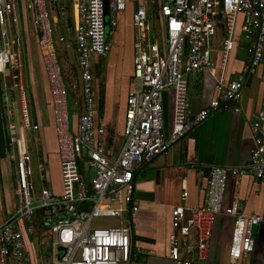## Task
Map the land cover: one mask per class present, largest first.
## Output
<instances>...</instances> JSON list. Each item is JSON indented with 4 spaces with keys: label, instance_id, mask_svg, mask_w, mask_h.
<instances>
[{
    "label": "built area",
    "instance_id": "obj_1",
    "mask_svg": "<svg viewBox=\"0 0 264 264\" xmlns=\"http://www.w3.org/2000/svg\"><path fill=\"white\" fill-rule=\"evenodd\" d=\"M129 4L134 5L133 77L126 99L124 144L113 156L104 151L98 138L104 129L95 124L92 84V57H105L111 48L104 0H0V70L11 72L22 99L20 122L9 128L8 160L16 209L8 220L0 222V264L128 263L130 228L125 218L132 203L134 172L168 151L211 114L228 110L239 113L245 80L259 67H263V74L259 109L252 121V161L233 173L264 183V0H108L109 28L115 26L110 15L125 12ZM70 13L81 93V110L73 114L54 39V24H66ZM240 17L244 38L250 41L249 58L241 73L226 82L225 69ZM24 18L35 29L52 98L60 193L53 190L41 138L32 134L38 127L32 123L25 103V41L20 26ZM219 31L223 37L216 94L205 109L190 115L188 79L204 70L213 71L214 40ZM167 90L173 95L168 137L163 133ZM26 132H32L28 140ZM228 176V169L211 167L204 204L172 209L168 238L171 261L208 264L205 255L212 225L224 214L233 220L228 264H245V257L254 248L253 228L264 222V214L246 217L236 206L224 209ZM186 197L184 192L182 200ZM109 220L119 224H105ZM94 222L101 224L93 227Z\"/></svg>",
    "mask_w": 264,
    "mask_h": 264
},
{
    "label": "crops",
    "instance_id": "obj_2",
    "mask_svg": "<svg viewBox=\"0 0 264 264\" xmlns=\"http://www.w3.org/2000/svg\"><path fill=\"white\" fill-rule=\"evenodd\" d=\"M130 13L122 12L115 16V26L109 28L114 40L108 38L111 48L105 57H92V84L96 107V127L103 126L104 134L99 141L104 151L117 156L124 144V120L129 83L133 77L134 29L132 12L134 5L129 4ZM119 18V22L118 19ZM242 18L237 22L240 33L234 38V47L228 57L225 69L226 82L233 81L241 73L249 58L247 47L250 41L244 38L241 30ZM25 41L24 64L26 85L25 103L30 118L38 129V135L49 164L52 178L51 158L58 162L56 155V134L54 129L52 98L47 76L37 46L35 29L24 18L20 24ZM73 16L70 13L66 24L55 23V47L62 71L63 81L68 92L70 114L80 111V72L75 50ZM129 28V29H128ZM129 30V35L126 33ZM242 35V37H241ZM223 34L218 32L214 40L212 54L213 71L204 70L188 79L187 96L190 115L205 109L215 96L216 79L221 66V41ZM235 37V36H234ZM63 38V41H60ZM1 50V44H0ZM263 67L246 78L241 91L240 112L232 110L211 114L204 122L191 131L165 153L145 163L134 172L132 206L135 210L126 214L125 223L135 236V249L126 264H177L168 256V238L172 233L171 212L174 207L184 205L198 208L204 204L208 172L211 167L228 169L229 176L224 196V209L236 206L246 217L264 214V183L252 176H236L233 171L250 165L255 147L252 121L259 109L261 76ZM173 95L167 90L163 97V133L168 137L172 128ZM71 99V100H70ZM22 99L12 81L10 71L0 70V222L6 221L16 209L12 195L13 174L8 160L9 128L19 124ZM70 104L72 107H70ZM73 130L76 121L71 117ZM30 132L24 136L28 140ZM8 171V175L3 173ZM55 174V173H54ZM7 178V181H5ZM52 184V183H51ZM53 187V186H52ZM6 188V189H4ZM54 190V188H53ZM61 191V183H60ZM55 192V193H60ZM187 197L182 200V194ZM109 225L119 224L115 220ZM233 220L221 214L216 217L211 229V237L206 250V263L228 264ZM254 248L245 257V264H264V222L253 228ZM139 250L140 252H137ZM31 256L35 251L30 247ZM196 261L195 256H191ZM196 264V262H193Z\"/></svg>",
    "mask_w": 264,
    "mask_h": 264
},
{
    "label": "rangeland",
    "instance_id": "obj_3",
    "mask_svg": "<svg viewBox=\"0 0 264 264\" xmlns=\"http://www.w3.org/2000/svg\"><path fill=\"white\" fill-rule=\"evenodd\" d=\"M154 7V6H153ZM126 12L127 13H130V9H129V7L127 8V10H126ZM118 20V22H119V18L117 19ZM108 29H107V35H108V38H110V40H114V36H112L111 34H110V30H109V27H107ZM129 29V28H128ZM128 29H126V33L129 35V30ZM238 34H241L240 33V29H239V27H237L236 28V32H235V38H237V35ZM241 37H242V35H241ZM107 56V55H106ZM60 64H61V62H60ZM61 66H62V64H61ZM13 81V80H12ZM24 89H25V92H26V90H27V88H26V85H24ZM71 100V99H70ZM70 107H72V105L70 104ZM52 160H51V165H52V169H53V174L51 175L52 176V178H50V180H51V183H52V186H53V188H54V191L55 192H59L60 191V182H59V179H58V174H57V170H58V162H57V160L54 158V157H52L51 158ZM12 169V168H11ZM12 171V170H11ZM55 173V174H54ZM5 176H7L8 175V171L6 170V172L5 173H3ZM5 181H7V178H6V180ZM0 186H1V183H0ZM4 189H6V188H4ZM0 194H2V188L0 187ZM110 223H114V221H105V224H110ZM101 223L100 222H94L93 223V227H96V226H99Z\"/></svg>",
    "mask_w": 264,
    "mask_h": 264
},
{
    "label": "water",
    "instance_id": "obj_4",
    "mask_svg": "<svg viewBox=\"0 0 264 264\" xmlns=\"http://www.w3.org/2000/svg\"><path fill=\"white\" fill-rule=\"evenodd\" d=\"M104 15L106 18L105 25H106V27H108V20H107L109 17L108 0H104ZM6 68H7V66H6ZM131 206H132V203L129 205V211H128L129 216L131 214ZM129 228H130V245H131L130 254L132 255L134 252V249H135V236H134V232H133L131 224H130ZM131 255H130V257H131Z\"/></svg>",
    "mask_w": 264,
    "mask_h": 264
},
{
    "label": "trees",
    "instance_id": "obj_5",
    "mask_svg": "<svg viewBox=\"0 0 264 264\" xmlns=\"http://www.w3.org/2000/svg\"><path fill=\"white\" fill-rule=\"evenodd\" d=\"M152 15H153L152 12L149 11V12H148V16H149V18H151Z\"/></svg>",
    "mask_w": 264,
    "mask_h": 264
}]
</instances>
